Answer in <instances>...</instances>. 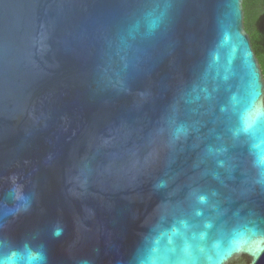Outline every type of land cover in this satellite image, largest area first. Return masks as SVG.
<instances>
[{
    "label": "water",
    "instance_id": "water-1",
    "mask_svg": "<svg viewBox=\"0 0 264 264\" xmlns=\"http://www.w3.org/2000/svg\"><path fill=\"white\" fill-rule=\"evenodd\" d=\"M244 19L243 0H0V264H253Z\"/></svg>",
    "mask_w": 264,
    "mask_h": 264
},
{
    "label": "trees",
    "instance_id": "trees-1",
    "mask_svg": "<svg viewBox=\"0 0 264 264\" xmlns=\"http://www.w3.org/2000/svg\"><path fill=\"white\" fill-rule=\"evenodd\" d=\"M245 29L264 74V0H243Z\"/></svg>",
    "mask_w": 264,
    "mask_h": 264
},
{
    "label": "snow or ice",
    "instance_id": "snow-or-ice-1",
    "mask_svg": "<svg viewBox=\"0 0 264 264\" xmlns=\"http://www.w3.org/2000/svg\"><path fill=\"white\" fill-rule=\"evenodd\" d=\"M256 232H253L252 235H256ZM251 241V237L248 238V243H250ZM241 250V245L239 243H236L233 245L232 251L234 252H238ZM244 251L248 252L250 255L253 256L254 258V262L253 264H255V259L259 258V255L261 254V252H264V247H257L255 249L251 248V247H246L244 248ZM231 254V253H229Z\"/></svg>",
    "mask_w": 264,
    "mask_h": 264
}]
</instances>
